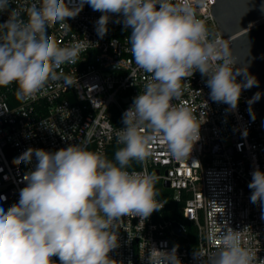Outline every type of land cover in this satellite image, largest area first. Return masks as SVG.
<instances>
[{
    "label": "clouds",
    "instance_id": "9594fccd",
    "mask_svg": "<svg viewBox=\"0 0 264 264\" xmlns=\"http://www.w3.org/2000/svg\"><path fill=\"white\" fill-rule=\"evenodd\" d=\"M85 3L103 13L96 22L101 38L108 31L109 14H119L117 23L131 29L136 69L149 78L123 113L124 127L115 135L124 146L113 160L89 150L86 138L55 152L29 148L20 155L18 160L26 163L35 156L37 163L25 176L18 203L0 210V264H55L53 256L60 264H120L109 253L119 247L122 218L140 217L143 222L165 204L158 199L155 173L146 167L128 169L133 162L146 165L157 141L164 142L172 158L183 160L201 139L206 120L200 122L180 103L184 90L191 88L185 78L199 71L207 78L211 99L229 110L238 106L242 90L258 83L247 66L236 67L229 44L198 18L203 0H0V13L8 14L0 24V87L15 84L16 98L27 102L50 83L72 86L62 66L76 63L84 47H60L50 41L48 30L69 26L66 19L78 16ZM260 96L257 92L253 100ZM251 175L250 200L264 207V172L257 167ZM223 229L207 236L213 250L195 252L200 264H264L243 244L241 231L227 224ZM178 247H149L146 264H182Z\"/></svg>",
    "mask_w": 264,
    "mask_h": 264
},
{
    "label": "built area",
    "instance_id": "2783aa9c",
    "mask_svg": "<svg viewBox=\"0 0 264 264\" xmlns=\"http://www.w3.org/2000/svg\"><path fill=\"white\" fill-rule=\"evenodd\" d=\"M80 2L75 0L76 4ZM215 4L216 0H203L198 18L204 19L215 37L230 47L233 38L222 37L214 19ZM15 6L13 3L10 7ZM102 14L85 3L78 16L66 19L69 26L58 24L48 30L50 41L60 47H84L76 63L62 66L63 72L72 77V86L63 81L50 83L45 92L27 102L16 98L15 84L0 87V210L18 203L20 190L27 183L25 176L35 169V156L31 163L18 160L27 149L55 152L86 138L89 150L107 157L110 146L118 144L115 132L124 127L123 113L143 92L149 76L136 69L130 54L131 29L117 23L119 14H109L108 31L103 38L98 36L96 22ZM7 19V13H0V24ZM262 26L264 17L249 30ZM206 79L199 71L185 78L191 88L184 90L180 101L200 122L206 120L191 156L174 159L164 142L157 141L151 146L155 155L135 170L146 167L156 174L157 183L170 184L166 189L175 202H184L180 212L197 229V248L192 251L179 243V238H186L187 229L180 222L164 220L163 201L164 207L143 222L140 217L122 218L119 247L109 253L120 264H146L149 247L170 251L176 245L182 264H200L195 252L213 250L215 245L207 236L226 230V224L241 231L243 244L264 260V207L251 202L252 190L248 187L257 167L264 172V123L249 89L242 90L238 106L229 110L227 104L211 99ZM241 80L237 77L238 82ZM174 223L184 228L185 236L174 231ZM52 260L60 264L57 256Z\"/></svg>",
    "mask_w": 264,
    "mask_h": 264
},
{
    "label": "water",
    "instance_id": "95a60500",
    "mask_svg": "<svg viewBox=\"0 0 264 264\" xmlns=\"http://www.w3.org/2000/svg\"><path fill=\"white\" fill-rule=\"evenodd\" d=\"M213 15L221 36L233 38L230 49L237 58V66H247L258 82L249 91L252 97L261 93L254 101L264 123V26L249 30L254 22L264 17V0H216ZM69 98L75 102L72 94ZM164 186L169 188L170 184L166 182ZM173 228L179 236L186 235L180 224L174 223Z\"/></svg>",
    "mask_w": 264,
    "mask_h": 264
},
{
    "label": "trees",
    "instance_id": "16d2710c",
    "mask_svg": "<svg viewBox=\"0 0 264 264\" xmlns=\"http://www.w3.org/2000/svg\"><path fill=\"white\" fill-rule=\"evenodd\" d=\"M123 146L124 145L122 144L111 145L108 151L107 158L109 160H113L115 152ZM139 168L140 164L133 162L132 167L128 170H138ZM156 189L160 193V200L166 203V209L163 211L164 220L182 223L187 229V236L186 238H179V243H181L182 245H187L192 251H195L197 248L198 233L195 226L192 223L187 222L180 212L181 208L184 207V202H175L172 198V192L169 189H166L160 182L156 184Z\"/></svg>",
    "mask_w": 264,
    "mask_h": 264
}]
</instances>
